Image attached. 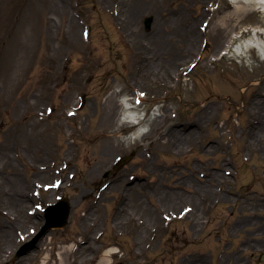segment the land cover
Returning a JSON list of instances; mask_svg holds the SVG:
<instances>
[{"label": "rangeland", "instance_id": "374dc122", "mask_svg": "<svg viewBox=\"0 0 264 264\" xmlns=\"http://www.w3.org/2000/svg\"><path fill=\"white\" fill-rule=\"evenodd\" d=\"M256 30L264 12L230 0H0V264L72 245L66 264L112 247L111 264H222L232 241L236 264H264V55L238 47ZM115 93L137 116L109 128ZM61 198L67 225L15 259Z\"/></svg>", "mask_w": 264, "mask_h": 264}, {"label": "bare ground", "instance_id": "6f19581e", "mask_svg": "<svg viewBox=\"0 0 264 264\" xmlns=\"http://www.w3.org/2000/svg\"><path fill=\"white\" fill-rule=\"evenodd\" d=\"M230 1L235 5L234 7L237 9L238 12H246V11H249V9H251V10L259 9L260 11L264 12V0H230ZM258 34H259V30L254 31L251 40L243 41L242 43H240L238 45L239 50H241L243 52H247L252 48H257L264 55V39L260 38L258 36ZM184 36H185V38H184L185 43L191 47L193 45L194 39L197 36V32H195V31L186 32ZM238 47H236L237 50H238ZM229 48H231V47H229V46L224 47L219 52V54H220L219 58L222 57L223 55H229L230 54ZM236 48H235V51H237ZM144 58H146V57H144ZM144 72H146V71H144ZM144 76L147 78L150 77L149 74H146V73L144 74ZM136 93L139 94L140 92L138 90H136ZM116 96H117V94L115 93L114 95L111 96V100L106 102V104L110 106V108H109V112H110L109 119L111 118V126L109 128H116V127L119 128L117 126V124H118V119L120 116L124 117L125 120H130V119L135 118L137 116V115H131L130 113H128V107L127 106H130V100L129 99H126L125 102L121 104L120 108L122 110V113L121 114L117 113V110L119 109L118 108L119 102L116 100ZM139 97L142 100L141 104L143 105L147 101V98H146L147 95H140ZM161 117H164V114H162ZM140 124L141 123L139 122L138 125H140ZM117 134H118V132L116 130H113V131L107 130L106 132H102V134L99 135V140H101L102 138H109V139L122 138V136L117 135ZM185 134L188 135L189 138H194V132L192 130H190L189 132H188V130H185ZM183 135H184L183 133L177 132L175 136L177 138H182ZM145 137H146L145 135L142 136L141 140H143ZM103 147L106 148L107 145H104ZM19 205L21 207V203ZM71 205L73 206L74 204H71ZM182 208L184 210L186 209V211H184V215L186 217L188 215V205H184ZM118 211H120L119 212L120 214H124V213L129 211V208L123 207L122 209H120ZM144 212L147 213V208L144 210ZM166 214H163V217L165 216L164 218L167 217ZM90 217H91L90 214L85 215V219H89ZM85 219H83V222L84 221L87 222ZM21 223L23 224L24 220L21 221ZM11 228H13V226ZM148 232H149L148 228L145 227L139 236L142 238H145L146 235L148 234ZM143 233H145V235H143ZM61 250L62 251L58 255L59 260H60V264H66V262L64 261V255L71 253L74 250H76V246L72 245L69 247H63V248H61ZM118 252H119V249L116 247H112V248L108 249L107 251L104 252L103 257L98 261L97 264H111L110 258L113 255L117 254ZM49 262L50 261H44V264H49Z\"/></svg>", "mask_w": 264, "mask_h": 264}, {"label": "water", "instance_id": "95a60500", "mask_svg": "<svg viewBox=\"0 0 264 264\" xmlns=\"http://www.w3.org/2000/svg\"><path fill=\"white\" fill-rule=\"evenodd\" d=\"M153 18L146 19L145 25L147 29L152 26ZM128 158L122 159L116 166V168L121 167L126 162ZM107 176V175H106ZM70 214V205L68 201L62 200L57 205L50 206L46 211V225L42 228L39 235L31 242L25 245L20 252L17 254V258L22 257L36 247V244L42 237H44L52 228H62L67 225L68 218Z\"/></svg>", "mask_w": 264, "mask_h": 264}, {"label": "flooded vegetation", "instance_id": "af4514ba", "mask_svg": "<svg viewBox=\"0 0 264 264\" xmlns=\"http://www.w3.org/2000/svg\"><path fill=\"white\" fill-rule=\"evenodd\" d=\"M224 224V223H223ZM221 237V236H220ZM254 243H256V240H248L246 243H244V248H246V249H248V251L251 249V250H256V248H254L255 246H254ZM230 245V244H229ZM228 245V246H229ZM231 246H232V252L231 253H229L230 255H228V256H224V254H222L221 256H220V258H223V259H220V261H222V264H236V257H237V255H236V250H234V248H235V241H232V244H231ZM231 250H228V251H231ZM234 251V252H233ZM239 252V251H238ZM223 253H226V252H223ZM260 256H262V253L260 254ZM226 257V258H225ZM231 258V259H230Z\"/></svg>", "mask_w": 264, "mask_h": 264}]
</instances>
